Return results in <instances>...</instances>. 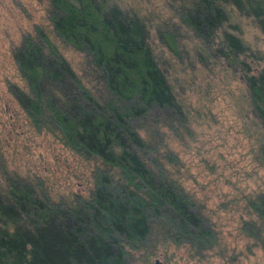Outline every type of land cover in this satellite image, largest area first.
I'll return each mask as SVG.
<instances>
[{"label": "trees", "instance_id": "16d2710c", "mask_svg": "<svg viewBox=\"0 0 264 264\" xmlns=\"http://www.w3.org/2000/svg\"><path fill=\"white\" fill-rule=\"evenodd\" d=\"M47 1L54 36L83 54L87 78L34 27L12 51L24 83L13 95L36 131L96 164L86 196L57 200L39 179L1 171L0 264H130L153 226L175 244L207 250L201 206L160 161L171 155L161 127L187 129L189 115L148 43L150 18L112 0ZM169 1L170 16L153 25L156 38L177 57L188 34L199 62L239 75L264 167V66H252L264 52L249 53L234 22L248 19L264 36V0ZM245 201L264 225V192Z\"/></svg>", "mask_w": 264, "mask_h": 264}, {"label": "rangeland", "instance_id": "374dc122", "mask_svg": "<svg viewBox=\"0 0 264 264\" xmlns=\"http://www.w3.org/2000/svg\"><path fill=\"white\" fill-rule=\"evenodd\" d=\"M112 1L150 18L148 43L189 115L187 129L161 127L171 155L160 161L201 206L212 236L210 248L195 250L187 242L175 244L171 234L153 226L130 264H264V225L245 201L264 192V167L255 159L260 129L254 126L239 75L218 63L199 62L194 56L196 40L188 34L181 39L177 57L158 41L153 25L170 16L169 0ZM234 22L249 53L264 52V36L252 22L241 17ZM34 27L47 33L77 76L87 78L83 54L54 36L47 0H0V173L37 178L54 200L86 196L95 161L71 153L51 134L36 131L13 95V86L24 89V83L12 51ZM255 65L264 62L255 60Z\"/></svg>", "mask_w": 264, "mask_h": 264}]
</instances>
